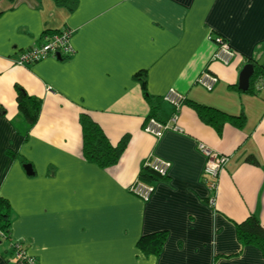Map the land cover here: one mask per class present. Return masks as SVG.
<instances>
[{
    "label": "crops",
    "instance_id": "crops-1",
    "mask_svg": "<svg viewBox=\"0 0 264 264\" xmlns=\"http://www.w3.org/2000/svg\"><path fill=\"white\" fill-rule=\"evenodd\" d=\"M73 3L69 10L54 0H0V196L12 206L13 239L35 264H264L260 250L242 248L237 238V225L251 216L264 228V83L257 88L254 78L250 91L239 89L247 64L264 76V0ZM63 30L72 32V55L16 64L21 52ZM212 33L236 52L231 65L213 61ZM204 72L218 78L212 91L197 83ZM17 86L42 102L27 137ZM170 89L244 119L218 135L183 105L180 131L157 139L144 126L152 113L160 122L171 118L174 109L163 100ZM84 113L113 144L129 137L115 166L83 159ZM199 142L228 157L215 206ZM150 157L171 169L144 202L129 186ZM161 232L158 256L138 249L142 237ZM0 264L25 263L0 253Z\"/></svg>",
    "mask_w": 264,
    "mask_h": 264
},
{
    "label": "trees",
    "instance_id": "trees-1",
    "mask_svg": "<svg viewBox=\"0 0 264 264\" xmlns=\"http://www.w3.org/2000/svg\"><path fill=\"white\" fill-rule=\"evenodd\" d=\"M10 1L14 2L15 0ZM54 2L57 6L66 7L69 10H72L75 6L73 0H54ZM211 35L214 36L213 33ZM257 71L258 70L255 68V74L252 79L256 78V84L259 85L261 83H264V76L256 77L257 73H259ZM16 91V104L18 115L20 118V125L24 128V134L25 137H27L28 135H26V132H28L29 129L33 128V126L39 119L42 109V102L38 98L28 95L22 88L18 86L16 87ZM183 105H190L192 109L197 113L200 121L203 124L214 129L218 135H221L223 133L226 124L239 125L244 119L241 115H229L219 109L201 105L192 101L188 102L186 99ZM2 109L3 108H0V112H3ZM150 118H154L156 120V117L153 113L148 117V120ZM80 125L83 134V159L86 162L97 165L103 169L115 166L120 161L123 153L128 146L129 137L124 136V138H122V140L118 144H113L108 139L102 128L86 113L81 115ZM18 129L19 126L17 127V130ZM6 154L12 160L17 159L18 157L21 158L11 151H8ZM21 162L27 165L24 158H21ZM159 178L162 177L153 172L150 168L144 167L140 173L138 180L152 186L151 184ZM11 213V204L0 196V253L8 255L10 261L11 258L13 259L15 252L22 249V251L25 252L26 256L29 258L27 250L24 248L25 244L13 239L11 230L13 218L11 219ZM237 238L242 248L253 246L260 250L264 257V228L261 226L256 217L251 216L243 223L237 225ZM165 240L166 233H156L146 237H142L138 241L137 246L138 249L147 256H158L163 251ZM18 244H20L22 248H20ZM26 256L24 259L20 260V262L25 264H35L34 261L30 263L29 259L31 258L27 259Z\"/></svg>",
    "mask_w": 264,
    "mask_h": 264
},
{
    "label": "built area",
    "instance_id": "built-area-1",
    "mask_svg": "<svg viewBox=\"0 0 264 264\" xmlns=\"http://www.w3.org/2000/svg\"><path fill=\"white\" fill-rule=\"evenodd\" d=\"M72 32L63 30L59 33L49 34L45 37V41L40 46H33L21 52L16 64L19 66H30L49 55L65 54L70 56L74 53L73 45L71 44ZM207 40L215 44L216 51L213 54V61H217L224 66H229L236 57V52L230 46L229 42L220 35L207 36ZM197 83L208 91H212L218 83V78L210 73L204 72L197 80ZM260 88V85H257ZM186 97L174 89H170L164 96L163 100L169 103L174 113L166 123H160L154 118H150L144 126V132L152 135L157 139H161L168 131H180L178 125L179 112L183 106ZM199 152L205 159L204 166V183L209 192V204L216 205V196L219 188L218 179L225 168L228 157L216 152L208 145L199 142L197 146ZM145 167L150 168L153 172L160 175L162 178L168 176L171 169V163L159 158L150 157L145 162ZM154 187L147 185L139 180H136L129 186V192L144 202H148L154 193ZM20 248V244H18ZM25 252L21 250L15 252L13 260L16 262L24 259ZM27 259H29L26 256ZM30 263L33 262L29 259Z\"/></svg>",
    "mask_w": 264,
    "mask_h": 264
},
{
    "label": "water",
    "instance_id": "water-1",
    "mask_svg": "<svg viewBox=\"0 0 264 264\" xmlns=\"http://www.w3.org/2000/svg\"><path fill=\"white\" fill-rule=\"evenodd\" d=\"M56 56L58 59H61L60 54H57ZM254 74H255V67L253 64H247L246 66H244V68L242 69L239 75V89L240 90L248 91L250 87L251 79L254 76ZM24 169L28 176L34 175L32 165L27 164L24 166Z\"/></svg>",
    "mask_w": 264,
    "mask_h": 264
},
{
    "label": "rangeland",
    "instance_id": "rangeland-1",
    "mask_svg": "<svg viewBox=\"0 0 264 264\" xmlns=\"http://www.w3.org/2000/svg\"><path fill=\"white\" fill-rule=\"evenodd\" d=\"M11 208H12V206H11ZM13 218V216H12V213H11V219ZM23 243V242H22Z\"/></svg>",
    "mask_w": 264,
    "mask_h": 264
}]
</instances>
